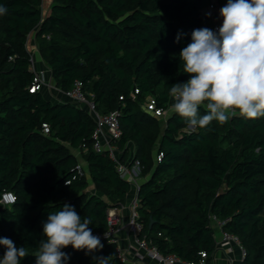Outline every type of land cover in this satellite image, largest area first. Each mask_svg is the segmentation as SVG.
<instances>
[{
	"label": "trees",
	"instance_id": "obj_1",
	"mask_svg": "<svg viewBox=\"0 0 264 264\" xmlns=\"http://www.w3.org/2000/svg\"><path fill=\"white\" fill-rule=\"evenodd\" d=\"M207 1L51 0L42 17V0H0L7 9L0 15V237L29 250L21 264H35L49 212L68 203L90 218L93 234H104L108 212L130 190L108 151L93 149L96 123L86 109L53 103L42 89L29 91L34 72L26 43L34 30L57 89L69 91L79 81L99 113L119 112L122 134L111 143L122 152L121 163H128L127 144L134 145L131 162H139L144 179L137 191L139 237L162 255L215 264L214 216L240 238L246 254L239 264H264V117L237 115L192 131L172 111L161 121L144 108L152 98L157 108L170 109V86L190 78L178 54L194 29L216 31L203 12ZM78 154L92 190L86 175L65 183ZM5 192L14 195L13 204H2ZM101 240L95 255L144 264L121 261L117 244ZM64 251L66 264H95L71 245Z\"/></svg>",
	"mask_w": 264,
	"mask_h": 264
},
{
	"label": "clouds",
	"instance_id": "obj_2",
	"mask_svg": "<svg viewBox=\"0 0 264 264\" xmlns=\"http://www.w3.org/2000/svg\"><path fill=\"white\" fill-rule=\"evenodd\" d=\"M6 13L0 6V15ZM219 14L217 31L202 27L191 32V42L178 54L190 78L169 90L171 111L192 131L237 115L264 117V0H227ZM90 225V218H82L68 203L49 212L42 223L43 239L33 253L35 264H66L70 257L64 249L69 245L92 255L95 264H112L113 254L95 255L104 244ZM0 247V264H21L29 255L26 247H17L7 237H0Z\"/></svg>",
	"mask_w": 264,
	"mask_h": 264
},
{
	"label": "built area",
	"instance_id": "obj_3",
	"mask_svg": "<svg viewBox=\"0 0 264 264\" xmlns=\"http://www.w3.org/2000/svg\"><path fill=\"white\" fill-rule=\"evenodd\" d=\"M213 4H210L209 8H213ZM216 31L219 29L218 27L214 28ZM32 62V70L34 72V77L31 85L29 86L30 92H36L43 88L45 85L44 75L40 71H35L33 69V61ZM137 93V91H135ZM64 95L74 104L76 105H84L85 109L93 116L96 126L92 133L93 139V149L97 152L106 150L108 151L109 158L117 164V170L120 176L129 182L131 186H136V190L138 191L139 185L136 183V179L139 177L140 166L139 162L136 160L133 163H121L119 157H117L115 153V149L111 146L112 140L118 139L121 137V129L119 126V112L111 111L109 113L101 114L96 109V104L92 99L87 98L82 91V83L79 81H75L71 90L63 92ZM146 110L151 112L153 116L156 118H161L166 110L162 108H157L155 101L152 98H148L146 102ZM43 132L48 133L49 128L46 124H43ZM105 143V144H104ZM161 154L157 156V160H159ZM86 171L82 164L78 163L71 178L65 181L66 184H69L71 180H75L79 177L85 176ZM14 195L11 192H5L2 194L1 202L4 205H10L14 203ZM137 207H138V199L137 196L132 200L130 204L131 208V216L128 221V228L135 235V248L138 250H144L149 258L156 261L157 264H196L190 261H182L174 254L162 255L156 246L150 245L144 238L139 237V233L142 231L143 226L137 221ZM118 217L116 214L110 210L108 212V228L104 234H94L100 236V238H109V241L117 244V225H118ZM211 223L217 232L216 236V252L222 251L225 258L227 259V264H233L234 259L232 258V253L236 250L239 254L240 259H242L246 252L245 248L241 244L240 238L232 233L224 231L221 227L223 225V221L217 220L214 216L211 217ZM117 255L119 259L123 262H133L130 261L121 251L117 248ZM202 257H205V254H202ZM134 262L143 263V257H139ZM200 264H203L201 261Z\"/></svg>",
	"mask_w": 264,
	"mask_h": 264
},
{
	"label": "crops",
	"instance_id": "obj_4",
	"mask_svg": "<svg viewBox=\"0 0 264 264\" xmlns=\"http://www.w3.org/2000/svg\"><path fill=\"white\" fill-rule=\"evenodd\" d=\"M227 0H208L203 8V12L205 14L209 15V20H210V26L211 28L215 27H220L222 24V17H220L219 10L226 4ZM210 4H213V8H209ZM50 6H51V0H42L41 4V14L42 17H46L49 12H50ZM26 48L28 52L31 54V58L33 61V69L35 71H40L44 75V81L45 85L42 88V94L46 99L53 103H66V102H71L62 91L57 89L54 85V82L51 77V71L50 68L44 63V61L41 59L38 49H37V44L35 40V30L32 31L28 37H27V43H26ZM35 57L33 58V56ZM85 109L84 105H81ZM171 111V110H170ZM170 113V112H169ZM168 113V114H169ZM105 144V143H104ZM116 151L117 157H121L122 152L117 149L115 145H111ZM127 150H128V156H127V162H131V160L134 157V145L132 143L127 144ZM155 153L156 150L153 152V157L155 158ZM77 157L80 159L81 157L79 154ZM157 157V156H156ZM80 164L86 168L85 163L83 160H79ZM86 171V169H85ZM87 179L90 183L89 185V190L93 189V185L90 182V178L87 175ZM142 177H138L136 179L137 185H140L143 182ZM137 196V190L136 186H131L130 185V190L127 193L125 202L122 206L118 208L111 209L116 216L118 217V225H117V233H116V238H117V248L120 249V251L130 260V261H136L137 258L140 256L143 257V263L144 264H157L156 261L152 260L149 258L144 250H138L135 247V235L134 233L129 230L127 224L129 221V218L131 216V208L130 204L132 200ZM217 235V234H216ZM232 258L234 259L233 264H239L240 263V257L239 254L236 250L233 251L232 253ZM215 264H227V259L225 258L224 254L222 251H217L214 257ZM180 264V263H176Z\"/></svg>",
	"mask_w": 264,
	"mask_h": 264
},
{
	"label": "rangeland",
	"instance_id": "obj_5",
	"mask_svg": "<svg viewBox=\"0 0 264 264\" xmlns=\"http://www.w3.org/2000/svg\"><path fill=\"white\" fill-rule=\"evenodd\" d=\"M32 57V56H31ZM35 57V55L33 56V58ZM146 107V103H144V108ZM170 110H171V108L170 109H168V110H166V112H165V114L161 117V118H158L159 120H161V121H163L166 117H167V115H168V113L170 112ZM214 225V224H213ZM217 236V235H216Z\"/></svg>",
	"mask_w": 264,
	"mask_h": 264
}]
</instances>
